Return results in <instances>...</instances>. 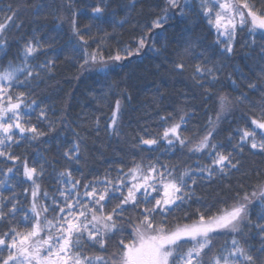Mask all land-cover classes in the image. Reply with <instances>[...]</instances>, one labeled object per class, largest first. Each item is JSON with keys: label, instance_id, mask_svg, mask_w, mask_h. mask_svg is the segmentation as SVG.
<instances>
[{"label": "snow or ice", "instance_id": "obj_1", "mask_svg": "<svg viewBox=\"0 0 264 264\" xmlns=\"http://www.w3.org/2000/svg\"><path fill=\"white\" fill-rule=\"evenodd\" d=\"M106 8V0H99L91 9L92 21H101ZM19 12L20 7L11 2L0 8V52L9 47L8 31L22 26L17 23ZM78 14L83 13L73 12L70 26L80 68L105 79L147 52L168 60L169 42L165 37L168 28L173 27L170 22L188 19L192 14L215 31V43L227 56L234 52L238 31L248 29L249 35L259 32L264 37V0H164L159 13L149 12L150 18L133 29L138 34L127 43L118 41L112 48L106 43L111 38L107 32L86 38L77 25ZM127 22L119 21L121 26ZM92 26H84L83 32L90 33ZM20 41L22 54L17 59L5 64L0 58V163L12 165L0 169L4 177L0 179V223L9 224L0 232V264H264V169L254 172L255 184L226 185L225 194L217 193L210 203L196 197L195 192L201 179H224L239 170L246 150L264 156V94L259 102H252L246 93L232 97L218 91L224 66L204 59L191 66L190 78L196 88L203 90L205 98H215L218 107L214 116H208L203 134L199 129L191 135L184 134L194 113L178 107L159 116L162 131L152 136L147 132L138 135L133 151L161 149V154L175 155L186 149L188 154L204 156L210 163L198 160L193 169L184 167L182 161H163L159 155L148 161L142 156L133 159L130 166L122 161L102 177L92 179L83 174L76 179L70 168H64L50 194L37 182L44 176V163L37 166L33 160L30 166L28 158L18 155L14 148L56 131V121L48 119L46 108H40L37 120L47 122L48 133L26 119L39 107L36 100L29 98L33 81L42 82V73L51 72L55 65L53 60L31 64L29 61L40 54L43 46L35 36H21L17 42ZM90 41L96 44L91 51ZM185 44L183 49H174L177 59L172 66L180 73L186 70L185 58L195 59V55L190 56L195 46L190 41ZM260 47L264 58V45ZM258 80L264 83V68ZM260 86L257 82L247 85L250 92L259 91ZM246 101L248 114H242L245 126L230 133L227 144L216 141L219 121ZM120 108L117 100L107 124L117 135ZM80 151L77 141L63 155L69 163L78 164ZM21 167L25 179L18 183L31 184L30 189L23 190L25 196L29 192L31 195L27 208L22 207L21 193L15 192L16 185L11 183L17 180ZM193 203L199 206L191 210ZM257 206L261 211L253 220L252 210ZM21 212L18 223L28 225L25 229L11 223ZM219 236L230 239L217 247ZM250 238H258L259 244L249 243ZM110 242L113 251L109 253ZM90 248L100 254H90Z\"/></svg>", "mask_w": 264, "mask_h": 264}, {"label": "trees", "instance_id": "obj_2", "mask_svg": "<svg viewBox=\"0 0 264 264\" xmlns=\"http://www.w3.org/2000/svg\"><path fill=\"white\" fill-rule=\"evenodd\" d=\"M10 2L14 7H20L17 23L22 26L19 29L13 26L8 31L9 47L5 49L6 55L5 52H0L2 62L6 64L8 60L17 59L22 54L23 41L17 42L19 37L28 39L35 36L43 47L40 54L29 62L37 65L53 60L55 65L51 72L42 73V82L33 81L29 98L36 100L39 107L26 119L48 133L47 122L37 120L40 108H46L48 119L56 121V131L39 141L31 144L25 142L19 148H14L18 155L28 158L30 166L33 160L37 166L44 163V176L37 182L50 194L57 186L58 173L64 168H70L76 179L82 174L86 179H92L102 177L107 170L114 169L122 161L130 166L133 159L139 160L142 156L148 161L159 155L163 161H182L184 167L193 169L198 160L203 164L210 163L204 156L188 154L186 149L183 152L177 151L175 155L170 152L161 154V149L148 152L136 148L133 151V145L138 143L135 139L138 135L147 132L152 136L162 131L159 116L171 113L178 107L194 113L188 120L184 134L191 135L198 129L203 134L208 116H214L218 107L215 98H205L203 90L196 88L190 78L191 66L204 59L224 66L220 83L216 86L218 91L232 97L246 93L252 102H259L264 94V83L258 80L260 70L264 68V58L260 55L264 37L259 32L249 35L248 29L238 31L234 52L227 56L221 53L220 47L215 43V31L209 29L205 20L192 14L188 19L170 22L173 27L168 28L165 37L169 42L168 60L147 52L141 58L125 63L105 79L93 71L80 68L81 61L73 51L76 39L70 26L73 12L83 13L78 14L76 19L86 38L89 35L102 36L103 32H107L111 38L106 43L108 48H112L117 46L118 41L127 43L131 36L138 34L133 29H138L150 18L149 12L159 13L164 7V0H106L107 8L103 19L96 22L92 21L90 13L99 0H0V8ZM69 3L71 7H68ZM133 4L134 7H131ZM124 19L128 22L121 26L119 21ZM89 24L93 25L90 33H84V26ZM186 41L195 46V53H190V56L195 55V59L185 58L187 67L180 73L173 70V60L177 59L174 49H183ZM163 42L161 39V43ZM156 47L159 48L160 43ZM94 48L96 44L90 41L89 51ZM233 80L236 81L235 84L232 83ZM252 82L261 85L259 91H249L247 85ZM117 100L121 105L118 135L107 128ZM247 104L246 101L237 105L231 113L223 116L218 124L216 141L227 144L229 134L238 127L245 126L242 114H248ZM77 141L81 149L79 163H69L63 154ZM232 143H235V139ZM241 160L240 169L233 171L229 177H214L211 181L201 179L199 186L195 188L196 197H202L205 202L210 203L217 193L225 194L226 185L235 187L240 183L255 184L254 172L264 169V156L253 155L246 150ZM11 166L0 163V169ZM22 172L21 167L17 180L11 183L16 185L14 191L21 193L19 200L22 207L27 208L31 195L29 192L25 196L23 190L30 189L31 184L18 183V180L25 179ZM112 174L115 175V172ZM0 179H4L3 175H0ZM4 194L8 195V192L5 191ZM198 206L193 203L191 210ZM252 211V219L255 220L261 209L257 206ZM22 215V212L18 213L11 223L25 229L28 225L18 223ZM8 226V222L0 223V232L5 231ZM225 239L230 237H217V247ZM249 243L258 245L259 239L250 238ZM87 251L90 254H100L92 248ZM111 251L113 242L109 243L108 252Z\"/></svg>", "mask_w": 264, "mask_h": 264}]
</instances>
